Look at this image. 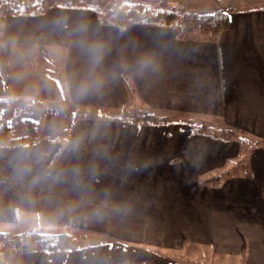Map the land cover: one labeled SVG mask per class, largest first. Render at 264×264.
<instances>
[{
  "label": "crops",
  "instance_id": "0c3cea01",
  "mask_svg": "<svg viewBox=\"0 0 264 264\" xmlns=\"http://www.w3.org/2000/svg\"><path fill=\"white\" fill-rule=\"evenodd\" d=\"M129 1L225 10L228 26L191 36L145 23L103 25L87 9L7 15L0 97L66 106L72 116L63 132L0 147V222H17L20 210L45 230L98 231L156 259L178 252L189 264L190 246L201 243L188 235H205L214 255L226 253L224 264H264V0ZM137 106L165 123L121 116ZM210 122L252 141L245 170L214 185L207 179L234 168L242 146L196 132ZM106 208L125 220L148 216L149 239L117 237L127 225L104 218ZM243 242L245 253L228 255Z\"/></svg>",
  "mask_w": 264,
  "mask_h": 264
},
{
  "label": "trees",
  "instance_id": "16d2710c",
  "mask_svg": "<svg viewBox=\"0 0 264 264\" xmlns=\"http://www.w3.org/2000/svg\"><path fill=\"white\" fill-rule=\"evenodd\" d=\"M53 7L93 11L101 24L119 29L131 24L145 23L173 27L182 34L194 31L219 34L228 26V12L225 10L198 13L181 5L148 4L129 0H0V25L7 15L41 16ZM25 103L27 106H43V103L37 100L24 101L17 98L0 97V147H22L44 138L41 133V120L24 118L20 115V110L15 112L13 105L19 104L20 106ZM123 115L121 116L125 117ZM131 116L132 123L144 125L163 124L166 120L164 117L150 112ZM213 126L214 129L212 128L210 133L211 137L220 141L234 140L241 144L242 158L240 157L232 170L236 172L240 169L245 170L243 160L245 157V143L250 144L252 141H245V133L238 129L221 124ZM226 173V170L220 172L215 177L207 179V183L217 184L226 176ZM46 230L44 234L38 231L22 234L26 238V243L19 244V246L14 244L13 249L28 251L29 253L44 252L51 254L55 251H64L73 247L71 245L73 237L68 229L56 233L53 229Z\"/></svg>",
  "mask_w": 264,
  "mask_h": 264
},
{
  "label": "rangeland",
  "instance_id": "374dc122",
  "mask_svg": "<svg viewBox=\"0 0 264 264\" xmlns=\"http://www.w3.org/2000/svg\"><path fill=\"white\" fill-rule=\"evenodd\" d=\"M186 35H197V34H208V33H200L197 31L193 32H187L184 33ZM13 108H15V112H18V110L21 111L20 115L24 118L32 119V120H41L42 122V135L44 136H51L55 133H59L60 131L63 132L64 128L67 126L68 122L70 121V118L72 116V110L68 109L66 106H60L58 108H52L48 107L45 108L44 106H27V104L20 105L16 104L13 105ZM12 108V109H13ZM137 106L134 109H128L123 110V116H125V120H128L131 122L132 116L134 114H143L146 113L140 112L142 110L138 109ZM132 110V111H131ZM14 112L13 110H11ZM122 114V113H121ZM165 123V122H164ZM217 123H208V124H198V126L195 128L196 132H201L207 136H210V133L212 131L213 125H216ZM214 129V128H213ZM211 137V136H210ZM213 138V137H212ZM217 139V138H215ZM234 141V140H233ZM247 147V154L251 153L250 149L252 150L253 146H246ZM233 169V168H232ZM226 170V176L230 177L232 175L236 176L237 172L234 170ZM224 177V178H225ZM108 206V204L106 205ZM101 209V207H99ZM114 209L106 208L104 212V218L107 220H111V218L114 219H121L124 224L127 225V228L123 229L122 232L125 234V236H117L126 238L132 241H139V242H145L146 239H149V237H145L144 233L145 230L148 231L147 226L151 224L153 226V221L145 215H141L142 219H124L125 216H119L117 214H114ZM18 221L15 223H7V222H0V264H48L46 262H51L49 264H189L188 262L184 261V258H182L181 255L178 254V252H162L159 257L156 259L155 252L151 253L147 250H141L140 248H134L130 245H126L125 243H120V241L116 240L115 238H112L108 235L102 234L98 231H94L96 233H88L84 234L80 231H72L69 230L68 232L71 234L72 241L71 245L73 247L69 249H65L64 251H55L51 254H47L44 252H35V253H29L28 251L23 250H14V244H24L26 243V238L22 234H28L32 233L33 231L42 232L43 234L47 231L44 228L46 226H42L40 221H37L33 219L29 213H25L26 216H22V213L20 210L17 212ZM112 213V215H111ZM149 219H148V218ZM98 218H102L101 215ZM135 220V221H132ZM128 221H132L133 223H137V227L135 225L130 224ZM156 222V221H155ZM163 223V227L167 221H158ZM187 223H193V220H187ZM185 224V225H186ZM188 226H192L189 225ZM138 228V229H137ZM150 229V228H149ZM152 229V228H151ZM53 230L56 232L66 231V229L61 228H53ZM106 229H104V232ZM111 231V230H110ZM113 232H116L115 229H112ZM121 231V230H120ZM135 231H137L135 233ZM100 235H99V234ZM134 233V234H132ZM143 233V236H138ZM102 234V235H101ZM134 235V236H132ZM207 236V235H206ZM193 238L196 242L199 241L201 244L199 247L190 246L189 254L190 257H187L191 259V263L193 264H224L221 262L222 258L220 256L225 255V252H215L216 255L213 254V251L209 248V239L205 237V235L199 236H189ZM211 240L217 244L218 241L214 239V237H211ZM121 247V248H119ZM213 248L214 245H213ZM137 249V250H136ZM233 253H229L228 255H231L233 257H236L239 253H245V242L238 243V246L235 249ZM236 252H238L236 254ZM137 258V259H136ZM143 261H145L143 263ZM235 261V260H234ZM124 262V263H123Z\"/></svg>",
  "mask_w": 264,
  "mask_h": 264
}]
</instances>
